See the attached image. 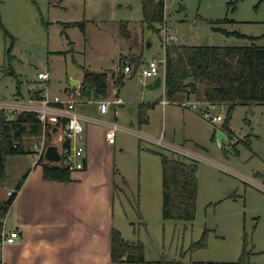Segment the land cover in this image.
<instances>
[{
    "label": "rangeland",
    "instance_id": "obj_1",
    "mask_svg": "<svg viewBox=\"0 0 264 264\" xmlns=\"http://www.w3.org/2000/svg\"><path fill=\"white\" fill-rule=\"evenodd\" d=\"M164 1V20L154 23L156 30L145 21L142 0H0V109L12 117L36 105L38 89L48 97H72L83 79L82 66L108 72L116 83L125 64L135 69L138 59L144 65L160 64L165 22L176 31L178 44L264 46V0ZM122 22L130 37L122 34ZM218 27L260 37L253 40ZM7 31L15 38L12 59L6 56L12 43ZM9 60L15 74L5 70ZM40 71H47L49 79H41ZM124 73L119 95L125 103L113 104L108 114L77 102V111L94 109L120 125L114 168L126 179L128 192L120 196L125 206L116 198L115 212L124 236L143 241L150 260L163 256L188 264H264V103H238L231 137L221 144L213 138L216 125L203 115L201 126L184 124L188 110L179 104H168L167 112L160 104L147 107L150 120L141 121L139 105L162 99L164 87L148 88L145 78ZM73 80L78 81L75 86ZM108 96L116 94L111 90ZM219 111L226 114L227 107L214 110ZM41 140L30 136L24 141L27 151L7 156L0 201L40 164L34 151ZM51 141L56 142L55 135ZM161 152L195 163L199 187L194 220L163 217ZM14 216L15 211L9 227ZM205 230L206 245L197 246Z\"/></svg>",
    "mask_w": 264,
    "mask_h": 264
},
{
    "label": "trees",
    "instance_id": "obj_2",
    "mask_svg": "<svg viewBox=\"0 0 264 264\" xmlns=\"http://www.w3.org/2000/svg\"><path fill=\"white\" fill-rule=\"evenodd\" d=\"M145 21L151 27L154 23L163 22L165 16L164 0H142ZM1 23V18H0ZM217 29L239 36H248L255 40L260 36L245 35L237 31H227L221 27ZM121 32L130 37L126 22L121 23ZM11 46L6 51L8 59H12ZM165 87L166 97L172 101H180L193 95L198 99L211 102H224L228 104L226 119L222 125L227 132H233L230 121L236 105L240 102L264 103V46H215V45H183L169 42L165 51ZM126 60L121 58V61ZM6 71L16 73L9 60ZM135 59L132 60L134 62ZM141 60H137V66ZM126 65V64H125ZM121 63L120 67H124ZM84 70L81 82V91L88 97H106L110 92V76L108 72ZM125 73L120 69L118 82L122 83ZM203 87V93L201 88ZM42 97L43 89L36 90ZM140 120L147 121L148 103L140 105ZM65 119L57 123H48L45 129L46 144L52 143L51 135L60 128ZM217 128L213 138H217ZM44 133V124L33 110H21L14 116H9L6 110L0 109V183L6 176L7 156L27 151L24 141L30 136H41ZM231 137V135L229 136ZM31 152V151H30ZM162 214L166 219L194 220L196 217L198 197V177L194 162L188 161L185 156L172 153H162ZM38 163L43 167L44 177L56 181L72 180V171L64 165L48 161L42 156ZM260 175L262 173H259ZM264 178V177H263ZM26 176H24L16 189L3 202L0 201V217H2L15 200ZM126 184V180L124 181ZM136 226V225H135ZM112 260L114 262H134L155 264H188L182 260H170L160 256L156 260L146 258V245L143 241L126 239L117 228L112 230ZM207 230L202 234L197 246L206 245ZM245 254V253H244Z\"/></svg>",
    "mask_w": 264,
    "mask_h": 264
},
{
    "label": "crops",
    "instance_id": "obj_3",
    "mask_svg": "<svg viewBox=\"0 0 264 264\" xmlns=\"http://www.w3.org/2000/svg\"><path fill=\"white\" fill-rule=\"evenodd\" d=\"M155 78H146V86ZM114 82L110 80L109 95L111 90L113 91ZM124 82L125 80L122 84ZM162 86L165 97V83L162 82L160 87ZM118 87L120 93V82ZM164 97L155 102H148V108H155L160 104L167 112L168 104H179L188 110L187 115L184 113V124L201 126V118L204 117H201V112L180 104L184 99L192 101V96L180 101ZM164 99L167 102L164 103ZM83 104H94L95 109L100 111L95 100H87ZM78 112L86 119L88 158L85 169L72 172L73 178L70 181L46 179L41 164L36 166L35 171L31 169L9 211V220L15 211L13 227L19 230L20 236L15 243L0 249V263L155 264L112 260V230L117 228L124 236L123 228L116 221V198L118 197L120 203L125 206L120 196L128 192V189L124 188L126 179L114 168L117 140L115 143H109L106 138V130L109 124L114 122L98 114L94 109L87 108ZM151 115L148 116L149 120ZM134 231H137L135 226Z\"/></svg>",
    "mask_w": 264,
    "mask_h": 264
},
{
    "label": "built area",
    "instance_id": "obj_4",
    "mask_svg": "<svg viewBox=\"0 0 264 264\" xmlns=\"http://www.w3.org/2000/svg\"><path fill=\"white\" fill-rule=\"evenodd\" d=\"M162 32L164 34V49L166 51V46L169 42L176 41V31L172 29L167 22L162 27ZM165 66L166 58L162 59L160 64L152 63L150 65H139L136 69L132 67L131 64H126L124 67V72L133 73L138 79L162 76L163 83H165ZM39 77L43 80L49 79L50 75L47 71H40L38 73ZM117 83V82H116ZM113 87V92L116 94L114 98L110 96L106 97H88L84 95L81 91V84L78 86L77 92H71L70 98H61L59 95L54 97H48L44 91H42V97L38 100L39 103L36 105H28L27 110H33L38 113V117L44 124V133L41 134L42 140L37 142L35 145L36 154L39 159L44 156L46 148L49 144L45 141V129L48 123H57L65 119L60 128L54 133L56 136V142L54 144L58 145V149L61 153V160L55 161L54 163L58 165L67 166L72 172L80 171L85 169L88 158L87 142H86V124L85 117L82 116L76 109L77 102H84L87 100L97 101L98 107L101 113H108L110 107L114 103H124V99L119 95V87L117 83ZM75 96H80L78 99H74ZM167 102L164 99V103ZM184 106H190L193 109H197L201 114L208 119L210 122L214 123L218 129L223 130L227 139L232 134V132H227L223 129L222 125L226 119L224 112L215 113L214 110L217 107H227L228 104L224 102H211V101H186L180 102ZM119 128L118 123H110L106 130V138L109 143H115L116 133ZM52 144V143H50ZM13 190H10L9 195ZM9 211L0 217V249L13 244L16 242L17 238L20 236L19 230L15 227H9ZM0 264H8L6 262H1Z\"/></svg>",
    "mask_w": 264,
    "mask_h": 264
},
{
    "label": "water",
    "instance_id": "obj_5",
    "mask_svg": "<svg viewBox=\"0 0 264 264\" xmlns=\"http://www.w3.org/2000/svg\"><path fill=\"white\" fill-rule=\"evenodd\" d=\"M162 76L158 75L153 82L149 83L147 85L148 88H157L160 87L162 85ZM77 83V80H73L72 85L75 86ZM216 135H217V139L218 141L223 144L224 140L227 139V135L226 133L221 130V129H217L216 131ZM44 158L48 161L51 162H55V161H60L61 160V153L58 149V145L57 144H49L46 148L45 154H44Z\"/></svg>",
    "mask_w": 264,
    "mask_h": 264
}]
</instances>
